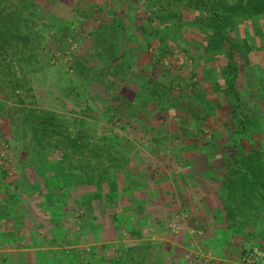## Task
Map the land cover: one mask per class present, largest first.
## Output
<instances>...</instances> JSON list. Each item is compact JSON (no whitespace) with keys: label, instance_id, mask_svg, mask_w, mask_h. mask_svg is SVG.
<instances>
[{"label":"rangeland","instance_id":"rangeland-1","mask_svg":"<svg viewBox=\"0 0 264 264\" xmlns=\"http://www.w3.org/2000/svg\"><path fill=\"white\" fill-rule=\"evenodd\" d=\"M168 1L170 15L178 17H173L175 26L167 30L161 25L166 38L163 46L173 53L186 47L189 55L177 58L171 53L163 58L168 59V72L161 66L148 72L144 70L150 61L140 57L139 63L137 53L145 48L160 56L163 50L154 51L158 39L148 49L144 31L149 29L141 12L156 9L151 2L158 0H0V264L100 263L92 261L91 255H190V260L195 255H212L201 237L213 233L216 215L210 211L206 218L203 211L202 222H211L209 229L193 219L200 209L193 191L202 188L211 193L212 200L222 199L223 217L228 218L233 215L227 206L231 172L238 171L234 165L243 164L238 171L242 180V173L253 167L257 174L264 173V153H259L260 147H252L256 134L264 137V129L257 130L264 128V16L243 17L241 22L232 19L229 26L238 50L248 51L247 59L240 57L242 74L236 90L249 124L245 133L237 134L226 124L230 105L224 93L194 94L189 86L188 77L195 71L199 76L193 75L192 81L210 88L218 68H226V59L213 48L204 57L206 46L210 48L204 36H208L207 28H184L185 20L196 23L202 15L185 10L182 0H164L166 9ZM135 62L143 68H133ZM183 63L186 68L178 73L175 67ZM151 74L154 83L148 79ZM177 82L187 86L183 96L168 90ZM174 96L188 104L184 123L183 117L172 120V111L161 109L160 102H172ZM208 99L218 107L214 115L206 117L202 100ZM201 124V141L209 142L200 148L195 147L194 135ZM186 130L194 134L184 133ZM213 134L216 137L211 138ZM256 138L260 140L261 135ZM259 142L256 145L260 146ZM221 147H228L227 156H221ZM65 154L69 156L62 159ZM109 154L114 163L126 160L123 163L145 179L144 190L130 193L128 203L120 200L122 212L116 222L115 206L104 200L91 205L96 219L91 210L86 217L79 216L76 199L91 193L94 186L47 190L44 179L57 173L56 165L76 168L77 173L88 161L109 160ZM193 176H198L200 183ZM56 178L63 185V177ZM125 178L119 175L120 188ZM105 187L107 193V184ZM54 192L63 195L61 206H55L56 196L46 197ZM69 193L73 194L70 198ZM142 196L146 201L139 198ZM259 207L263 213L256 217L262 223L256 229L262 234L255 235L257 244L264 239V205ZM184 222L181 232L179 224ZM115 225H126L119 237L113 232ZM102 231L110 241L118 238L120 244L113 245H120L119 252L97 243ZM155 233L165 238L161 244H155ZM254 246L253 241L245 245ZM241 252L238 248L236 255ZM122 263L143 264L129 256H124Z\"/></svg>","mask_w":264,"mask_h":264},{"label":"trees","instance_id":"trees-1","mask_svg":"<svg viewBox=\"0 0 264 264\" xmlns=\"http://www.w3.org/2000/svg\"><path fill=\"white\" fill-rule=\"evenodd\" d=\"M101 1L106 2L107 0H101ZM128 1H132V0H128ZM163 2H164V0H158V2H156V3L151 2V4H156L158 7L152 11L145 10V11L141 12V15L146 16V20H145L144 24L146 23L145 26H147V28L149 29L148 31H144L148 36V38H146V39H149L147 41L148 49H149V47H151V44H154V41L156 42V40L158 39L159 43H157V46L154 47L155 50L154 49L153 50L158 51V48H161L163 50V52L160 54V56L156 55V53L153 51L150 53L149 50H147L145 48H142V50L137 53L136 59L139 60L140 57H144L143 60H146V58H147L150 61L149 64H147L145 66V67H147L146 68L147 70L145 69L144 71H148V70H150V68H152V70H154V69L157 70L161 66L163 68L164 72H168V70H167L168 68H166L168 66V63H167L168 59L163 61V58L170 56L171 53H173V52L171 49L166 47V45L163 46L165 43L164 40H166V38H165V35L163 33V29L160 27H161V25H163V28H165L164 30H167L170 27L175 26L174 23L172 24L173 17L177 18L178 14L170 15L171 10L169 8H170L171 4L169 1H168L169 3H167L168 4L167 8L170 11H169V13H165V11L168 9H166V5L163 4ZM182 2L185 3V7H186V8H184L185 10H187V11L189 10V12H191V10L193 9L194 11H198L199 14L202 15V16H200L201 21L198 20V22H196V23L194 21L185 20L184 28L185 27H190V28L198 27L201 29V27H205V30L207 28L208 36L207 35H204V36L207 37V40L210 43L209 44L210 48L208 49V45H207L206 46L207 49L205 51L204 48L202 49L200 47L202 49V51L203 50L205 51L203 54L204 57H206L208 54V51L213 48L214 53H215V51H217L220 55V58L223 57L226 59V65H227L226 68L229 69L228 70L225 67H221V68L219 67L218 70L216 71L215 81H214L213 85H210V88L209 87L206 88L205 86L199 87L197 81H195V82L192 81L193 75L195 77H198L199 75L195 71L192 72V70H191L192 76L188 77V79H190L191 82H189L190 85L189 84L188 85L191 88H193L194 94H198V93L204 94L205 93V95L207 94V96H208L210 93H217L218 95L219 94L222 95V93H224V96L226 97V99H229V105H230L229 110L227 111L228 112L227 113L228 120L226 121V124L230 128H233L237 134H243L246 131V125L249 124V121L247 120L246 115H244V113H243L244 112L242 110L243 104H242L240 95H239L238 91L236 90V87H237L236 82L242 74L241 68H240L241 66L239 63V61H241L240 57L242 59H247L248 58V51H245L243 53V52H240L238 50V47H237L235 40L230 35V30H229L230 27L229 26L233 23L232 19L239 21V20H242L243 17L248 18L249 16H252V17L264 16V0H182ZM131 8H132V6H131ZM1 22L2 21L0 19V29L2 28ZM239 22H241V21H239ZM182 28H183V26H182ZM176 50L177 51L175 53H173V55H172L174 57L182 58L181 57L182 54H188L189 55V50L186 47H183L182 49H176ZM225 50H227V52ZM180 60L182 61V59H180ZM192 60H194L193 56L191 57V61ZM139 63H141L140 60H139ZM135 66H139V68H141L143 65L142 64L138 65L135 62L132 67L134 68ZM244 67H243V70H244ZM175 68H176V71H178V73H180L186 67L184 66V63H183L180 66L175 67ZM190 75H191V73H190ZM165 76L168 77L169 75L167 74ZM181 77H182V79L187 80L186 75H183V76L181 75ZM132 78H134V77H132ZM132 78L130 79V81L132 80ZM148 79L151 83L155 82V77L152 74L150 75V78H148ZM202 87H205V88H202ZM168 88H169L168 90H170V91L172 90L173 92L180 93L179 96L180 95L183 96V94L187 90V86H182V84H180V82H177L176 85H173V83H172V85H169ZM199 88H201V89H199ZM209 89L212 91H210ZM179 90H181V92ZM204 91H207V92H204ZM173 99L174 100L172 102H169V101L168 102H166V101L160 102L161 109L167 108L170 111H172L169 113V117H171L172 120H177V119L183 117L182 122L184 123L186 120L184 118V116L186 114H188L186 111V109H189L188 104L186 105L183 101L178 99L176 96H174ZM202 101H203L202 106H204L205 110H206V117H207V114L211 115L213 113V115H214L216 113V109L218 106L213 107L212 105H210L209 99L208 100H202ZM221 108L222 107H220V109ZM235 121L239 122L238 126H234V124L236 123ZM180 124L182 125V123H180ZM197 131L199 133L195 132L196 135H194L195 144H196L195 147L201 148V147H203V145H205L209 141H205V142L201 141L199 134L204 133L202 124L199 125ZM184 133L194 134L193 131H188V130H186ZM155 134L158 135V133H156V132H155ZM156 135L153 136V138H155V140H158V137ZM214 136L216 137V134H213L211 136V138H214ZM69 141H73V140L69 139L68 142ZM65 143L68 146L69 143H67V142H65ZM239 147L240 146L236 145L235 149L238 150L237 148H239ZM66 148H68V147H66ZM222 150H223V153L221 156H227L228 154H227L226 150H228V147H224V148H222ZM66 156H67L66 154L63 155L62 159L67 158L69 155L67 157ZM108 157H109V160H107V161L101 160V161H97L96 163L88 161L87 163H85V166H83L82 169L79 167V170L77 173H76V168L70 170L71 167L68 168V167H62L61 165H56L57 173L53 174L55 176H53L51 174V176H49V179H47V178L44 179V181L47 182L46 184L48 185V187H46L47 190H50V189L52 190V187H53L56 191L57 190L59 191V190H61V188H65L66 186H69V185L70 186H76L75 188H78V186L80 187V186H85V185L94 186L95 190H92L91 193L90 192L84 193V194L79 196V199H76L77 203L75 206L78 207L79 211L81 210V213H79V216L81 218L82 217L84 218V217H86V214L89 215V212L91 210V212L94 214L93 215L94 219H96L98 217V215L95 214V212H94L95 210H93L91 208V205H92V203L94 204V202H96V201L104 200L106 202V205H114L115 206L116 210L113 214V221L115 220V222H116L118 214L120 213L119 211L122 212V208H120L118 206L120 200L125 202V203H128L131 200V199H127L129 197L130 193H133L134 190H138V189L144 190L145 179L142 180V178L144 176H141L135 172H132L128 168L127 164L123 163L126 160H123V161L119 160V162L114 163V158H112V155L109 154ZM239 157H241L240 154H239ZM237 158H238V156H237ZM226 162L229 164L230 160L226 159ZM113 163L115 164V166L113 165ZM242 165L243 164H241L239 162L236 165H234L233 168H234V170L241 171ZM149 167H151L150 163H149ZM138 170H141V168L136 169V172H138ZM70 171H74V172L70 173ZM60 172L63 173V175L62 174L59 175L58 173H60ZM249 172L255 173L256 172L255 167L249 169ZM146 174H147V172H146ZM119 175H124L126 177L125 178L126 179L125 185L123 188H120ZM133 175H135V177ZM57 176H59L60 178H61V176L63 177L62 178L63 185H61V182L59 180H57V178H56ZM64 177H67V180L70 183H65ZM151 178H152V176H151ZM151 178H150V180H152ZM53 179H55V183H54L55 186L52 185ZM105 184H107V187H108L107 193L104 192V188H106ZM47 194H46V197L49 199L56 196L54 199L55 206L58 204H60V206L62 205L63 200L61 199V197L63 195L61 193L58 194V193L54 192L52 197H49V195H47ZM72 196H73V194L69 193L68 197L70 198ZM122 198H123V200H122ZM139 198L143 201H146L144 196L139 197ZM135 200H136V202L140 201L136 198H135ZM65 202L67 203V201H65ZM123 211H124V209H123ZM185 211H187V210H185ZM101 213H102V211H101ZM193 219H194V217H193ZM53 223L56 227L61 226L60 224H58V222H53ZM125 226L126 225H122V226L121 225H115V227L118 231H120L122 229L124 230ZM131 231H134V230H131ZM130 233H133V232H130ZM80 234H82V231ZM95 236L98 237V233H95ZM97 241H99V237H98Z\"/></svg>","mask_w":264,"mask_h":264},{"label":"crops","instance_id":"crops-1","mask_svg":"<svg viewBox=\"0 0 264 264\" xmlns=\"http://www.w3.org/2000/svg\"><path fill=\"white\" fill-rule=\"evenodd\" d=\"M258 129L263 132L264 128L258 127L257 130ZM256 135H261V139L257 140V136H254V139L257 142L255 141V145H252V147L254 149L260 147L259 153H264L263 134L259 133ZM258 141H260V146H258V144L256 145ZM240 173L241 172L237 171L231 172L232 182L229 186L230 202L227 206L228 209L233 212V215L228 218L223 217L222 211L225 209V205L223 206L221 204L222 199L220 201L219 199L216 201H214V199L212 200L211 193L205 189L203 190L202 188H198L196 191H193V195H198L197 203L200 206V209L197 210L193 217L195 219L197 218L199 223L201 222L200 224H203L204 227L209 229V227H211V222L207 221L208 223L206 225L202 222L204 221L203 211H206V218L208 217L207 213L209 214L210 211L216 215V219L212 221V223L214 222V225H212L213 233L205 232L203 236L201 235L205 246L207 247L209 245V248L215 249L214 251L210 249L211 252H209V254L212 253V255H193L194 257H192V260L189 259L190 255H91V260H98V262H100L98 264H123L122 259L124 256H129L131 259L135 261L138 260L139 263L142 262L143 264H242L243 257L246 253L253 249L261 250L264 248V239H261L262 236L261 238L259 237L261 239H259L260 243L257 244L255 242V235L262 234L256 229V227L262 223V220L261 222H258V218L256 216H258L261 212L263 213V210H259V206L263 207L264 205V173H242L245 175L244 180H242ZM192 178H195L197 183H200V178H198V176H193ZM210 186L214 189L215 185L214 183H210ZM203 192L206 193V195ZM186 216L189 218L188 215ZM184 225L185 222L181 225L179 224L181 232L185 230H182ZM114 229L115 230H113V232L119 237L120 232L115 226ZM100 236L101 237L97 243L106 244L105 247L107 246L110 252L113 250L115 253L119 252L118 249L120 245H113L120 242L118 238L117 240L110 241L109 238V240L106 238V233H104V231H102ZM152 236L155 240V244H161V242L165 240L164 237H161L160 233H155ZM252 241L255 246L246 248L245 245L251 243ZM181 248L184 249L183 246H181ZM238 248L239 252H241L240 249L242 250L241 254L239 253L240 255H236ZM175 251H178V249H175ZM257 264H264V257H260L257 260Z\"/></svg>","mask_w":264,"mask_h":264},{"label":"built area","instance_id":"built-area-1","mask_svg":"<svg viewBox=\"0 0 264 264\" xmlns=\"http://www.w3.org/2000/svg\"><path fill=\"white\" fill-rule=\"evenodd\" d=\"M260 257H264V252L259 249H253L245 254L242 260V264H257V260Z\"/></svg>","mask_w":264,"mask_h":264}]
</instances>
